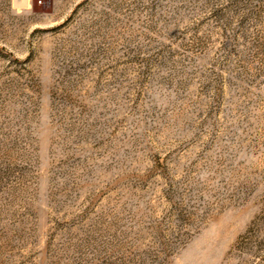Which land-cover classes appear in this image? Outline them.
I'll use <instances>...</instances> for the list:
<instances>
[{
	"label": "rangeland",
	"instance_id": "rangeland-1",
	"mask_svg": "<svg viewBox=\"0 0 264 264\" xmlns=\"http://www.w3.org/2000/svg\"><path fill=\"white\" fill-rule=\"evenodd\" d=\"M0 264H264V0H0Z\"/></svg>",
	"mask_w": 264,
	"mask_h": 264
},
{
	"label": "bare ground",
	"instance_id": "bare-ground-1",
	"mask_svg": "<svg viewBox=\"0 0 264 264\" xmlns=\"http://www.w3.org/2000/svg\"><path fill=\"white\" fill-rule=\"evenodd\" d=\"M23 1V0H22Z\"/></svg>",
	"mask_w": 264,
	"mask_h": 264
}]
</instances>
